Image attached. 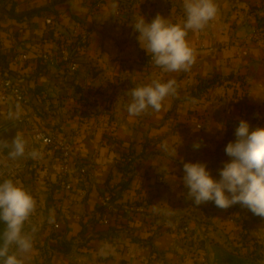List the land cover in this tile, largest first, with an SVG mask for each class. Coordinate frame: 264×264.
I'll list each match as a JSON object with an SVG mask.
<instances>
[{
  "label": "crops",
  "instance_id": "0c3cea01",
  "mask_svg": "<svg viewBox=\"0 0 264 264\" xmlns=\"http://www.w3.org/2000/svg\"><path fill=\"white\" fill-rule=\"evenodd\" d=\"M213 2L216 17L186 36L194 63L187 71L167 72L145 61L148 53L132 25L141 16L150 23L157 15L183 24L184 0H0V7L14 3L18 14L48 7L24 18L0 13V76L9 72V66L30 98L26 109L0 98V132L15 118L24 121L15 135L24 138L27 154L9 159L12 167L23 164L24 176L17 173L18 184L36 202L22 230L31 238V250L21 253L11 245L10 254L23 264H181L184 244L179 232L185 224L192 230L189 245L200 247L206 261L208 252L214 264L217 251H229L222 243L226 236H220L231 225L224 229L198 220L201 207L186 198L183 163H218L216 151L227 143L229 126L240 122L242 115L234 110V99L221 92L180 97L198 79L241 76L248 103L257 112L255 126L264 128V39L253 40L257 19L264 24V0ZM79 26L90 32L80 52L85 62L80 72L72 75L57 58L43 60L42 49L57 53L60 40ZM18 51L29 53V60L13 64L11 58ZM157 80H175V94L165 98L160 111L149 108L131 116L128 91ZM8 118L12 122L4 125L2 120ZM36 127L70 139L76 159L89 165L94 178L83 176L75 162L71 164L74 189L61 188L58 158L31 134ZM197 143L199 148L194 147ZM128 150L140 158L123 196L113 211L104 212L108 223L99 219L93 228L82 231L84 221L95 214L100 195L118 189L126 179L115 155ZM228 157L225 154L222 161ZM130 203L143 206L132 213L126 209ZM243 224L251 233L257 223L246 218ZM109 227L113 234L102 237ZM52 243L61 249L52 248ZM186 264L193 263L187 259Z\"/></svg>",
  "mask_w": 264,
  "mask_h": 264
},
{
  "label": "clouds",
  "instance_id": "9594fccd",
  "mask_svg": "<svg viewBox=\"0 0 264 264\" xmlns=\"http://www.w3.org/2000/svg\"><path fill=\"white\" fill-rule=\"evenodd\" d=\"M183 7L186 13L183 24H172L157 15L150 23L141 16L132 25L139 34L140 46L151 55L156 66L167 72L187 71L191 67L195 56L186 40L188 31L203 29L218 12L213 0H184ZM175 92V80L166 83L157 80L132 88L127 93L131 97L127 111L131 116L145 113L149 108L160 111L165 98ZM235 136L236 140L226 145L225 152L232 159L219 170L220 179H214L204 163H183V183L188 189L186 198L194 200L197 206L213 201L221 209L239 203L256 216L264 217V128L250 130L248 121L241 120ZM0 143L6 142L0 140ZM163 147L167 150L166 145ZM194 147L199 148L200 144ZM11 148L12 157L23 156L26 142L16 134ZM35 207V200L23 187L11 180L0 183V221L6 225L0 244L3 264H23L16 254H9L11 245H16L21 253L31 250V238L22 230Z\"/></svg>",
  "mask_w": 264,
  "mask_h": 264
},
{
  "label": "built area",
  "instance_id": "2783aa9c",
  "mask_svg": "<svg viewBox=\"0 0 264 264\" xmlns=\"http://www.w3.org/2000/svg\"><path fill=\"white\" fill-rule=\"evenodd\" d=\"M90 32L84 26H79L76 28L71 36L63 38L60 40L58 46V52L52 53L42 49L40 56L43 60H54V58L59 59L62 62L66 69L70 71V73H75L81 69L80 62L78 61L79 55L82 47L89 40ZM264 39V32H262L259 28H255L253 40L258 43H261ZM30 58L29 53L25 51L16 52L12 58L11 62L13 64H20L28 61ZM145 61L152 65L154 64L151 58V55H147L145 57ZM230 80L224 81L221 85H215L207 92L199 95L204 97V95L215 94L216 92H221L222 94L228 89ZM236 93L232 94H224L226 96L232 97L234 102L238 103V108L240 112H243L245 109V104L247 103L248 94L245 89L244 81L237 80L236 82ZM192 92H197V88L194 87ZM0 98L5 103H10L15 105L16 107L26 109L28 105H30V98L28 96L27 91L18 83V81L11 75L9 72L5 71L0 76ZM246 115L247 113H242ZM34 137L36 140L41 141L45 146H48L52 149V151L56 154L58 158V171H57V179L58 183L64 190H73L75 183L71 174V164L77 163L79 164V171L83 176L88 178H94V172L87 164H82L79 162L74 154L73 143L70 139L65 138L59 134V132L50 131L44 127H36L34 130ZM135 154L131 153V150L126 152L125 155L116 153L115 155V164L119 165V163L124 162H136ZM162 180V178H160ZM137 200H140V196H137ZM99 203L104 206L105 213H110L113 211L115 205L111 200L110 194L103 193L99 197ZM140 204L139 202H137ZM137 203H130L127 205V211L134 212L139 210L142 206H139ZM103 223H108V217L104 216L100 219ZM58 223L54 224L55 228H58ZM179 237L184 244L182 249L181 264H186V260L189 259L193 264H207L204 253H202V249L197 246H190L189 241L192 237V230L190 225L185 224L180 227Z\"/></svg>",
  "mask_w": 264,
  "mask_h": 264
},
{
  "label": "rangeland",
  "instance_id": "374dc122",
  "mask_svg": "<svg viewBox=\"0 0 264 264\" xmlns=\"http://www.w3.org/2000/svg\"><path fill=\"white\" fill-rule=\"evenodd\" d=\"M242 81H244V78L242 79ZM244 84L246 89L245 81ZM249 106H251V104H249L247 100L243 112H240L239 108L237 109L239 115H242L241 120L248 121L250 130H254L256 129L255 124L259 120L255 108L251 106L253 109H250ZM242 113L247 114L243 115ZM13 120L14 124H19L18 129L24 124V121L19 118H15ZM2 122H4V125L9 124L10 122H12V118L3 119ZM238 124L239 122L234 125V132L236 131ZM33 133L34 132H32L31 134L33 135ZM233 138L234 140H236L235 133H233ZM22 139L24 140V138ZM229 142L232 141L230 140V138H227V143H224L223 148H220L216 151V156L218 158V163L216 162L217 164L204 163L206 164L207 170L210 172L211 176L214 179H220L219 170L224 166V163L229 160V157L226 158V161H222L221 158L226 154L225 148ZM11 151L12 148H8L5 146L2 147V145H0V183L5 180H11L14 184L21 186L18 184L19 181L17 179L19 178V176L17 175V173L21 177H23L24 166H22L23 164H15L16 166L12 167L10 163H12L13 161L9 159V157H12L10 155ZM23 156L19 157L21 158ZM187 200L189 202L194 201L188 198ZM198 206L201 207V211L197 214V218L201 223L209 225L211 224L212 226L217 225L218 223V227L222 228L231 225V227H229V229L226 228L225 232H223V234H221L220 236L221 238H223L224 235L226 236L227 240H225L226 238H224L222 243H224V245L228 248L229 251L227 252H229L230 255L225 253L224 251H217L216 256H218V259L216 258L214 264H264V217L256 216L248 208L238 203L227 209H221L217 207L213 201H208ZM246 218L257 223L255 224L256 228H254V231H251V233L248 229H246V225L243 224L244 222H246ZM229 220L231 221V224H227V221ZM5 229L6 225L2 221H0V244L3 243V233ZM209 250L210 248L207 247L206 251L208 252ZM10 253L11 246L9 248V254ZM233 254H236L238 257L236 256V258L233 259V257H231ZM207 257V264H211L212 260L210 259L209 252L207 253ZM0 264H3V258H0Z\"/></svg>",
  "mask_w": 264,
  "mask_h": 264
},
{
  "label": "trees",
  "instance_id": "16d2710c",
  "mask_svg": "<svg viewBox=\"0 0 264 264\" xmlns=\"http://www.w3.org/2000/svg\"><path fill=\"white\" fill-rule=\"evenodd\" d=\"M46 8H48V7L28 11L26 13L18 14L15 12V4L12 3V5L9 8H6L4 6L0 7V13H5L8 16L13 17V18H24V17L37 15L41 12V10L46 9ZM257 21H258L257 28H259L262 32H264V24L262 23V19L258 18ZM88 42H89V40L87 41L86 46H87ZM86 46L84 45L82 47L81 52H83L85 50ZM38 60L40 63V61H41L40 58ZM78 61L80 62L81 66H85V62L80 57H79ZM4 63L6 64V61H4ZM8 71L13 73V70L11 68H9V66H8ZM80 71H81V69L75 73H72V75H76ZM242 79H243V77L235 76V75H228V76L215 75V76L207 78V79H198L196 84L194 86H192L190 88V90L184 96H181L180 98L189 99L191 96H199V95L207 92L209 89H211L215 85H221L224 81H227V80H230V83H229L228 89L225 91L224 94L234 95L236 93V83L235 82L237 80H242ZM194 87L197 88V92H192V89ZM76 89L79 90V87H76ZM233 108H234V110L238 111V109H237L238 103L234 102ZM249 108L253 109L251 106H249ZM233 133H235L234 127L230 125L228 128L227 137L230 138V140L232 142L235 141L233 138ZM0 145L4 146L2 143H0ZM128 151H130V150H128ZM131 153L135 154V151L131 150ZM125 154H126V152L123 155H125ZM135 156L137 159L136 162L132 161V162L119 163L118 167L121 169V171L123 172V175L126 177V179L119 185L118 189H110L109 191H107V193L110 194L111 200L115 206L117 205V201L123 196L124 189L129 186L130 180L132 178V172L134 171L136 163L139 161L140 154H135ZM96 212L92 217H90V218L86 219V221H84L82 231H86L88 226L93 228L94 225L96 224V222H98L99 219H101L102 217L105 216L104 206L101 204H98V206L96 208ZM112 234H113V228L109 227L101 233V236L108 238ZM51 247L54 249H57V250L61 249L57 244H53V243L51 244ZM65 249H67V248H65ZM225 253L229 254V252H225Z\"/></svg>",
  "mask_w": 264,
  "mask_h": 264
},
{
  "label": "water",
  "instance_id": "95a60500",
  "mask_svg": "<svg viewBox=\"0 0 264 264\" xmlns=\"http://www.w3.org/2000/svg\"><path fill=\"white\" fill-rule=\"evenodd\" d=\"M19 124H12L10 125L8 128H6L4 131L0 132V140H2V135L4 133H8V132H12L13 136L15 135L17 129H18ZM5 141V140H3ZM6 142V141H5ZM5 147L11 148V143L6 142V143H2Z\"/></svg>",
  "mask_w": 264,
  "mask_h": 264
},
{
  "label": "flooded vegetation",
  "instance_id": "af4514ba",
  "mask_svg": "<svg viewBox=\"0 0 264 264\" xmlns=\"http://www.w3.org/2000/svg\"><path fill=\"white\" fill-rule=\"evenodd\" d=\"M1 138L2 140H5L6 142L11 143V140L14 138V136L12 132H8V133H4Z\"/></svg>",
  "mask_w": 264,
  "mask_h": 264
}]
</instances>
